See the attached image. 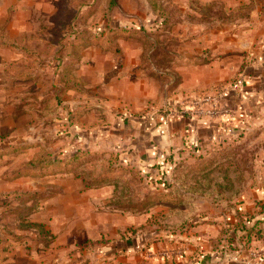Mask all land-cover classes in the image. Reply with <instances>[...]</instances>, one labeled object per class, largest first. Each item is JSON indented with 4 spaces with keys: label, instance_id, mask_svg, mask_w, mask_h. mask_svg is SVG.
Masks as SVG:
<instances>
[{
    "label": "rangeland",
    "instance_id": "1",
    "mask_svg": "<svg viewBox=\"0 0 264 264\" xmlns=\"http://www.w3.org/2000/svg\"><path fill=\"white\" fill-rule=\"evenodd\" d=\"M133 1L45 0L43 13L30 14L33 55L21 69L3 74L0 84L2 119L14 122L0 128V180L74 172L92 188L105 187L109 208L151 212L148 226L174 232L244 197L255 199L264 188V114L220 140L148 164L126 161L114 144L89 134L115 130L123 103L116 91L124 70L132 99L127 106L139 117L165 113L169 105L179 108L206 93L222 99L245 59L236 75L215 77L217 67L224 68L222 60L242 55L214 51L236 30L218 25L244 19L251 9L263 8L264 0H199V15L191 0L193 11L186 12L180 0L168 8L158 0V17L122 12ZM135 3L140 9L141 0ZM115 4L122 8H112ZM19 71L27 77H17ZM69 85L75 89L66 90ZM69 94L77 109L63 108ZM10 132L33 137L10 146Z\"/></svg>",
    "mask_w": 264,
    "mask_h": 264
},
{
    "label": "crops",
    "instance_id": "2",
    "mask_svg": "<svg viewBox=\"0 0 264 264\" xmlns=\"http://www.w3.org/2000/svg\"><path fill=\"white\" fill-rule=\"evenodd\" d=\"M178 1L159 3L169 7ZM184 1L179 2L181 10H192L190 0ZM191 1L199 15V0ZM135 4L134 0L122 12L159 16L160 10H154L149 0H141L140 9ZM114 7L122 8L121 4ZM33 10L43 13L45 0H0V84L5 82L3 74L11 75L12 63L23 61L32 52L29 45ZM251 10L244 19L218 25L220 29L236 30L233 35L230 32L229 41L217 42L214 51L242 55L222 60L224 68L218 66L215 77L236 75L245 59V68L222 96L228 113L213 119L189 114L172 116L169 105L165 113L136 116L127 106L132 99L127 89L129 73L124 70L125 78L116 91L117 101L123 103L115 130L102 128L94 136L89 134V139L114 144L126 161L148 164L176 156L179 150L220 140L241 126L253 124L264 114V7ZM219 34L217 37H221ZM132 83L139 89L136 81ZM76 102L75 96L69 94L63 108L77 109ZM2 109L0 128L11 126L14 122L9 117L2 119ZM11 132L6 139L10 146L33 137ZM13 160L14 166L17 160ZM106 193L105 187L87 186L84 178L74 172L0 180V264H240L230 259L232 253L244 256L252 248L264 253V208L258 204L264 203L263 187L255 199L244 197L233 207L212 212L210 219L198 217L194 225L186 224L174 232L148 226L151 212L138 214L109 208ZM249 227L259 234L248 235L245 228Z\"/></svg>",
    "mask_w": 264,
    "mask_h": 264
},
{
    "label": "built area",
    "instance_id": "3",
    "mask_svg": "<svg viewBox=\"0 0 264 264\" xmlns=\"http://www.w3.org/2000/svg\"><path fill=\"white\" fill-rule=\"evenodd\" d=\"M229 109L222 103V99L214 94L206 93L192 97L186 103L170 109V115H193L196 117L218 118L228 113ZM230 259L240 264H264V253L253 249L247 255L240 256L232 253Z\"/></svg>",
    "mask_w": 264,
    "mask_h": 264
},
{
    "label": "trees",
    "instance_id": "4",
    "mask_svg": "<svg viewBox=\"0 0 264 264\" xmlns=\"http://www.w3.org/2000/svg\"><path fill=\"white\" fill-rule=\"evenodd\" d=\"M149 2H150V4H151V6H152V8L155 10L156 8H157V6H158V0H149ZM116 5V4H115ZM91 6V5H90ZM89 6V7H90ZM88 7V8H89ZM114 7V5L112 6V8ZM160 9V8H159ZM162 19V18H161ZM24 47V46H23ZM39 53H41L40 51H37V53L36 54H39ZM33 55V52H30V54H29V56L28 57H26L25 59H23V61H17V62H14V63H12V65H11V67H12V70L13 69H17L18 67H20L19 69H21L22 67H23V63H26V62H28V60H29V57L30 56H32ZM25 60V61H24ZM17 67V68H16ZM11 70V71H12ZM10 71V72H11ZM23 73L22 72H17V77H19V78H23ZM25 76V78L27 77L26 75H24ZM71 89H75V87L73 86V85H69V86H67V89L66 90H71ZM62 90V89H61ZM65 90V89H64ZM166 160V159H165ZM164 160H162V162H163ZM158 163H159V161H158ZM28 173V172H27ZM21 174V173H20ZM20 174H18V175H20ZM21 176V175H20ZM87 186H89L90 187V185H88L87 184ZM253 229V227H249V228H245V230H246V233L248 234V235H251V234H253L254 233V235H257V234H259V232H258V230H252Z\"/></svg>",
    "mask_w": 264,
    "mask_h": 264
}]
</instances>
